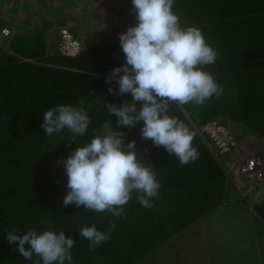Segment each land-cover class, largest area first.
I'll use <instances>...</instances> for the list:
<instances>
[{"label": "trees", "instance_id": "16d2710c", "mask_svg": "<svg viewBox=\"0 0 264 264\" xmlns=\"http://www.w3.org/2000/svg\"><path fill=\"white\" fill-rule=\"evenodd\" d=\"M119 2L115 0V4ZM6 7L7 14L17 9ZM131 9L130 1L129 16L124 17L130 21L135 19ZM173 11L182 26L201 28L207 43L218 51L216 62L204 70L224 89L219 98L213 96L202 106L170 107L168 115L195 132L192 144L199 157L187 165H181L162 146L142 139V121L132 128L118 126L117 117L107 113L106 103L119 106L124 100H132L128 93L115 94L118 85L114 82H105L113 68L126 62L118 36L106 37L102 44H85L72 57L58 51V42L46 44L40 30L27 34V23L17 22L19 29L9 40L12 51L0 54V264H31L5 239L6 232L15 230L22 235L29 229L39 233L49 227L74 239L73 264H176L173 257L169 263L167 256L163 261L154 260L151 250L174 244L167 245L168 233L192 228L193 222L197 223L225 194L224 160L213 152L202 125L212 120L235 125L234 135L242 142L246 139L241 137L244 130L253 135L259 149L264 147V0H174ZM7 14L0 7V28ZM68 29L81 40L77 29ZM109 87L113 92H108ZM82 96L92 121L85 136L71 146V134L66 129L47 136L41 127L43 112L58 105L78 106ZM104 119L114 130L125 133V143L135 140L138 160L154 166L161 184L151 208L141 206L134 192L124 206L126 218L88 212L75 204L63 205L67 177L63 164L57 161L90 142L93 129L98 131ZM251 204L264 219V194L252 196ZM112 222L116 228L110 238L89 251V241L79 236L80 228L95 224L107 232ZM29 247L25 244L26 249ZM186 247L193 253L183 250L187 262L183 264H194L195 256H205L200 238L188 240Z\"/></svg>", "mask_w": 264, "mask_h": 264}, {"label": "clouds", "instance_id": "9594fccd", "mask_svg": "<svg viewBox=\"0 0 264 264\" xmlns=\"http://www.w3.org/2000/svg\"><path fill=\"white\" fill-rule=\"evenodd\" d=\"M173 4L174 0H131L137 22L118 37L126 62L113 68L105 82H114L118 85L115 94L128 93L132 100H124L119 106L114 103L105 106L107 113L117 117L118 126L132 128L142 121V139L151 140L155 147L162 146L181 165H187L199 157L198 149L192 144L195 132L177 117L168 115L170 107L172 104L202 106L213 96L219 98L224 89L204 70L216 62L218 51L207 43L201 28L181 25ZM3 25L11 28V34L0 35V54L11 52L10 44L5 41L9 42L14 35L11 22ZM61 27L66 26L57 27L58 32ZM108 92H113V88L109 87ZM43 121L41 127L47 136L66 129L71 134L69 146L84 137L92 124L83 96L78 106L48 108L43 112ZM137 154L135 140L125 143V133L114 130L112 123L104 119L98 131L93 129L90 142L82 143L66 159L57 161L63 164L67 177L68 191L63 205L75 204L88 212H108L116 218H126L124 206L135 192L141 206L153 207L161 184L154 166L145 165ZM115 228L112 222L107 232H102L92 224L81 227L79 236L89 241V251H95ZM5 239L15 244L20 255L31 264H65L66 261L73 264L71 249L75 241L63 231L57 233L49 227L39 233L29 229L18 235L13 230L6 232ZM25 244L30 247L26 249Z\"/></svg>", "mask_w": 264, "mask_h": 264}, {"label": "rangeland", "instance_id": "374dc122", "mask_svg": "<svg viewBox=\"0 0 264 264\" xmlns=\"http://www.w3.org/2000/svg\"><path fill=\"white\" fill-rule=\"evenodd\" d=\"M119 1L115 4V0H0V7L3 8L4 15L7 14L6 4L14 5V8H17L16 14L9 11L10 13L4 16L5 23L8 21L12 23L14 32L19 29L17 22L23 19L20 16V8L25 6V10H29L26 12V16L30 15V11L34 12V15L40 11L41 15L48 12L54 17L42 24L44 29L41 32L47 39H50H46V44H49V41L50 44L56 43L58 40L57 27L65 25L73 30L77 29L81 37L80 41H83V45H85L102 44L106 37L113 35L119 37V34L125 32L128 27L136 24V19L130 21L124 18L129 16L127 2L131 0ZM2 22L3 20L0 19V23ZM32 25L25 24L26 28L30 29L26 32L27 34L39 30V25ZM47 27L50 29L49 32H47ZM5 43L9 42L5 41ZM234 128H236L235 125ZM241 133V137L249 139L244 144L258 147V142L251 140L253 138L251 133L246 134L244 130ZM260 150H264V147H261ZM222 158L224 171L233 157L227 155ZM225 184V190L231 189L228 194L229 200L223 197L222 200L214 203V207L210 205L212 208L203 213L197 223L193 222L192 228H186L180 233H168L166 235L168 236L167 245L175 243L168 245L167 248L152 249L150 255L156 256L153 258L154 260L157 261L158 258L163 261L167 256L168 263L173 257L176 264H183L185 262L183 250L185 253H193L190 248L186 247L188 240L194 241L200 238L206 252L205 256H195L198 259L194 261V264H264V220L252 211L250 203L252 196L259 189L244 196L243 192H247V186H242L241 193L236 187L234 188L227 173ZM155 240L161 242V238ZM174 249L175 251H173ZM146 262L144 261V263Z\"/></svg>", "mask_w": 264, "mask_h": 264}, {"label": "built area", "instance_id": "2783aa9c", "mask_svg": "<svg viewBox=\"0 0 264 264\" xmlns=\"http://www.w3.org/2000/svg\"><path fill=\"white\" fill-rule=\"evenodd\" d=\"M10 34L11 28L8 25H3L0 28L2 37ZM58 34L59 52L75 55L80 51V41L73 37L68 28L61 27ZM201 129L204 130V137L209 139L208 143L216 155L220 157L230 155L233 157L226 168V173L230 181L241 193L242 186H247V192H243L244 196L250 195L253 190H256L264 183V150H260L256 145H247L246 143L249 139H246L244 144L245 141L242 142L240 137L234 135L233 130L235 128L221 121H207L202 125ZM251 140L254 141L253 138Z\"/></svg>", "mask_w": 264, "mask_h": 264}, {"label": "crops", "instance_id": "0c3cea01", "mask_svg": "<svg viewBox=\"0 0 264 264\" xmlns=\"http://www.w3.org/2000/svg\"><path fill=\"white\" fill-rule=\"evenodd\" d=\"M47 1H49V0H47ZM37 8H38V7H37ZM25 9H26L25 6H23L22 9L20 8V16L23 18L22 21H25L28 25H29V24H33L32 26H34V25H39V28H38V29H39L40 31L44 29V26H43L42 24H43L45 21L54 18L52 15H49L48 12L45 13V14H43V15H41V14H40V11H37V15H34V12L30 11V15H29V16H26V12H28L29 10H25ZM38 9H39V8H38ZM39 14H40V15H39ZM32 18H33V19H32ZM30 28H32V27H30ZM49 31H50V29L47 27V32H49ZM48 40H50V39H48ZM49 44H50V41H49ZM91 44H94V43H91ZM263 153H264V152H263ZM232 159H233V158H232ZM257 189H259V190H258V192L255 194L256 197H260L262 193L264 194V186H260V187H258ZM257 189H256V190H257ZM229 191H231L229 188H228L227 190H225L224 197H225L226 200H229V196H228ZM250 203H251V201H250ZM251 208H252V206H251ZM252 211L255 213L254 210H252ZM259 218H261V217H259ZM261 219H263V218H261ZM263 220H264V219H263Z\"/></svg>", "mask_w": 264, "mask_h": 264}]
</instances>
